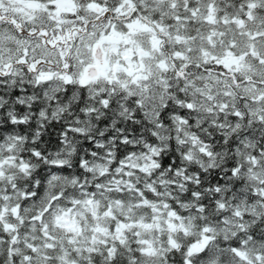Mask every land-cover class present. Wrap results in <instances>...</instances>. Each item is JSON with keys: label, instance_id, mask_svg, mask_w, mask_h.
<instances>
[{"label": "snow or ice", "instance_id": "1", "mask_svg": "<svg viewBox=\"0 0 264 264\" xmlns=\"http://www.w3.org/2000/svg\"><path fill=\"white\" fill-rule=\"evenodd\" d=\"M0 264H264V0H0Z\"/></svg>", "mask_w": 264, "mask_h": 264}]
</instances>
